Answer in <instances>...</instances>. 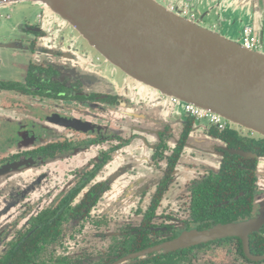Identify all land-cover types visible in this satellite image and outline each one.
<instances>
[{
    "label": "flooded vegetation",
    "instance_id": "obj_1",
    "mask_svg": "<svg viewBox=\"0 0 264 264\" xmlns=\"http://www.w3.org/2000/svg\"><path fill=\"white\" fill-rule=\"evenodd\" d=\"M190 1L166 7L171 10L188 5L192 9ZM45 21L49 30L37 29L36 41L32 40L30 47L37 61L28 64L22 83L0 80V107L14 100L16 107L22 106L26 113L21 122V118L14 123L0 119L1 129L13 131L14 137L7 139L8 145L3 148L6 152L0 156V202L4 204L0 211V264H264V253L252 251L254 236L264 240V175L258 169L264 159V137L210 111L221 118V126L209 118H196L186 109V105L193 104L176 97L154 93L156 99L151 94H141L138 84H130L128 75L103 57L72 25L49 16ZM62 28L72 34L66 45L62 42L64 36L57 47V41L52 47L44 42L49 34H56L54 29L60 34ZM79 39L82 43L76 46ZM13 47L29 50L22 42ZM102 58L124 75L118 93H112L107 82L98 77L94 66H99L93 65V59L99 62ZM19 94L28 98L47 95L61 103L50 104L49 110L30 101L23 104L17 100ZM175 107H181L185 119L171 121ZM72 120L79 125L65 124ZM44 121L54 125L53 130ZM201 122L205 123L202 132L218 142L200 141L195 125ZM126 130L156 136L140 148L151 149L144 160L159 178H152L153 173L146 179L139 175L137 182H127L117 192L106 180L103 167L113 158L112 153L129 146ZM232 135L240 139L239 143L232 140ZM27 138L32 148L20 149V143ZM207 145L215 146L210 150ZM197 147L208 151V155L220 154V161L213 168L196 161L192 166V151H198ZM227 156L238 157L236 179L241 183L250 180L248 214L222 216L213 213L215 209L206 202L202 204L203 199L196 198L198 189L210 180H224L221 172ZM69 159H75V166L67 169L62 162ZM84 159L85 165L80 163ZM56 163L59 167L54 170L59 171V177L49 175ZM19 170L32 180L26 183L11 178L3 182L11 172ZM70 175L72 178H67ZM212 187L221 195L225 193L221 186ZM40 189L45 192L39 194ZM171 189L174 193L167 198ZM241 196L243 192L213 206L224 207ZM252 220L257 226L248 234L249 252L263 259L250 258L239 236L199 244L187 241V246L174 251L147 252L174 241L184 232ZM142 233L148 236L147 241L131 250L132 238H140Z\"/></svg>",
    "mask_w": 264,
    "mask_h": 264
},
{
    "label": "water",
    "instance_id": "obj_2",
    "mask_svg": "<svg viewBox=\"0 0 264 264\" xmlns=\"http://www.w3.org/2000/svg\"><path fill=\"white\" fill-rule=\"evenodd\" d=\"M23 1L42 5L72 25L111 64L151 93L176 97L264 137L263 53L247 50L157 0H0V5ZM65 124L79 125L74 120ZM256 226L252 220L188 231L147 252L239 236L246 254L259 260L263 257L252 256L248 247V234Z\"/></svg>",
    "mask_w": 264,
    "mask_h": 264
},
{
    "label": "rangeland",
    "instance_id": "obj_3",
    "mask_svg": "<svg viewBox=\"0 0 264 264\" xmlns=\"http://www.w3.org/2000/svg\"><path fill=\"white\" fill-rule=\"evenodd\" d=\"M247 4V3H246ZM46 8L42 5H39L37 3H34L32 1H23V2H15L13 4H4L0 5V80H12L13 82H20L22 83V80L26 74L25 71L28 69V64L30 62H34L36 59L32 55L33 50L30 49L31 45L33 44L32 40L36 41V35L38 28H46L48 31L49 28L45 27L44 23L45 20L49 17H54L52 14H49ZM239 12H236L234 14V17H239ZM243 17V16H242ZM58 19V17H55ZM196 22L199 23L198 19H196ZM42 25V26H41ZM56 26V25H54ZM57 27V26H56ZM58 28V27H57ZM70 28V27H69ZM68 28V29H69ZM63 31L59 34V30H56V34L53 36L52 34H49L47 38L44 40V42H49L50 47L53 46V42H56L54 47H57L60 45V43L63 42L64 45H66L65 42H67L70 38H72V34H69L66 30L64 31V28H62ZM70 30V29H69ZM65 37L64 41L61 42V37ZM22 42L23 45L27 46L29 50H23L20 48H14V44H18ZM82 43V40L79 39L78 43L76 40V46L78 44ZM39 44H43V42L39 41ZM12 45V46H11ZM38 46V45H37ZM47 47L46 45H44ZM37 61V60H36ZM35 61V62H36ZM93 65L95 70L99 71L98 77L103 78L110 89H112V93H118L120 84L122 83L124 79V75H122V72L117 71L113 66L109 65L104 61L102 58L99 62L95 61L93 59ZM11 76V77H9ZM11 78V79H8ZM130 84H138L136 81H133L129 76H127ZM126 79V81L128 82ZM22 85V84H21ZM139 90L142 94L147 95L150 90L141 85L138 84ZM12 95L15 94V91H10ZM152 95H155L152 93ZM35 96L34 98H28L25 95L19 94L17 96V100L22 102L23 104H26L28 101L35 104H39L42 107H45L47 109H52L50 104H60L61 101L58 99H52V97L44 95H32ZM6 101V100H5ZM18 102V103H20ZM16 103L13 101L7 102V105L4 107H0V119H4L6 121H13L12 123L16 122L18 119H20V122L23 118H26L25 108L16 107ZM171 121H175L177 119L182 120L185 119V113L181 109V107H175L173 108V111L170 115ZM48 129L53 130L54 125L48 123L47 121H44ZM2 124H0V156L3 155L6 151L3 149L8 144L6 141L7 139H14L12 136V132L10 131H4L1 129ZM204 126L205 123H196L195 127L197 129L196 135L200 139V141L203 142H210L214 141V143L218 142L217 140H212L210 137H208L204 132ZM59 131L63 132L62 129L59 128ZM128 133L125 135L127 138L126 143H128L129 146H127L126 149L123 151H117L112 153V159L105 165L103 168L106 170V180H109L112 183V187H114V191L119 192L121 188L128 184L130 185V182L135 183L139 180V175H142L145 177H150L153 173L154 176H151L152 178L157 179L159 178V174L157 172L153 171V168L150 167V165L146 164L145 157H149L151 154V149L149 147L145 148L144 150L141 149V146H146L149 144L150 141H154L156 139L155 135H149L145 134L143 132H137V131H129L126 130ZM53 133V132H52ZM195 134V132L193 133ZM52 135V134H51ZM59 135V134H58ZM12 141V140H11ZM20 149H27L32 148V143L27 138V140L23 143H20ZM215 145H207V148L212 150V148ZM193 147H190V151ZM198 151H192V153L195 155V158L190 159V163H193L192 166H195V164H205L206 166L213 168V165L217 164V162L220 161V154L215 153L213 156L208 155L207 152L204 149H201L197 147ZM14 150V148H13ZM207 150V149H206ZM97 151V150H96ZM10 153V152H9ZM13 154V153H12ZM79 155V154H78ZM81 155V154H80ZM88 157V155H86ZM85 158V157H84ZM196 161V163H195ZM67 169H69L72 166H75V159H69L66 162H62ZM80 163H83V165L86 164V160L80 161ZM54 167H59V165L56 163L55 165H52V172L49 173V175H53L54 177L60 175L58 173L59 171H55ZM181 165H179V168ZM151 168V169H150ZM259 173L260 175H264V159L260 162L259 166ZM68 171V170H67ZM138 171V172H136ZM119 172V174L116 176V174ZM64 172L63 174H65ZM12 175L7 176L4 178L3 182L6 184L8 179H11L12 181H23L25 180L26 183L31 181L32 178H30L27 175L23 174L22 170L11 172ZM67 178H72V176H68ZM66 179L63 180L62 183H64ZM108 181V182H109ZM263 182V179L261 180ZM23 183V182H21ZM4 185V184H3ZM50 187V184L47 183V188ZM4 189V188H3ZM39 194H43L45 190L40 189ZM3 193L2 191L0 194ZM150 194V192H148ZM172 193H174L173 189L168 192L167 198H169ZM264 196V195H263ZM262 204L264 205V197L262 198ZM0 211L1 208L4 206L2 202H0ZM124 215H126L125 212H123Z\"/></svg>",
    "mask_w": 264,
    "mask_h": 264
},
{
    "label": "crops",
    "instance_id": "obj_4",
    "mask_svg": "<svg viewBox=\"0 0 264 264\" xmlns=\"http://www.w3.org/2000/svg\"><path fill=\"white\" fill-rule=\"evenodd\" d=\"M157 1L165 6L171 4L182 6L185 0ZM190 2L201 25L235 41H239L242 28L250 26L255 30V35L260 39L264 49V0H191ZM236 12L240 13L239 17H234ZM9 77L8 79H11ZM148 94L157 99L151 92Z\"/></svg>",
    "mask_w": 264,
    "mask_h": 264
},
{
    "label": "trees",
    "instance_id": "obj_5",
    "mask_svg": "<svg viewBox=\"0 0 264 264\" xmlns=\"http://www.w3.org/2000/svg\"><path fill=\"white\" fill-rule=\"evenodd\" d=\"M232 140L235 143H239L240 139L237 137H234L232 135ZM228 157V158H227ZM225 159V162L223 164L222 168V175L224 180H218V178H215L209 181V184L206 186H201L200 189H198L196 198L197 199H203L202 204L206 202L208 204L207 206H210L214 208V212L216 214L222 215V216H233L236 217L238 215L242 214H248L250 212V204H251V196H250V180L247 182L241 183L239 180L236 179L238 175V157L237 156H227ZM240 161V160H239ZM245 164V163H244ZM246 166V165H245ZM250 174V172H247ZM245 176L247 177L246 173ZM212 184V185H211ZM221 186V191L225 192L221 195L220 191L218 189H214L213 185ZM239 192H243V196L239 198L238 201H232L230 204L224 206V207H215L214 204H219L222 200L232 199V197L239 194ZM206 193H210L208 196ZM206 206V207H207ZM195 211L197 212V209L195 208ZM199 218H202V214H200ZM210 216H216L215 214H212ZM148 236L144 233L141 234L140 238H132L131 240V250L138 249L140 246H142V243H145L147 241ZM45 240V237L43 238ZM252 251L256 254H262L264 253V240L261 239L260 236H254L252 238Z\"/></svg>",
    "mask_w": 264,
    "mask_h": 264
},
{
    "label": "built area",
    "instance_id": "obj_6",
    "mask_svg": "<svg viewBox=\"0 0 264 264\" xmlns=\"http://www.w3.org/2000/svg\"><path fill=\"white\" fill-rule=\"evenodd\" d=\"M171 11L178 12L183 17H186L192 21H196L197 19V14L191 8H189L188 5H185L181 8L171 7ZM239 43L247 50L257 51L264 54L262 43L260 39L254 34L253 29L250 26H246L243 28ZM186 106L187 112L193 115L194 117L209 118L210 121L221 126L222 121L219 116L211 114L208 110H204L193 105Z\"/></svg>",
    "mask_w": 264,
    "mask_h": 264
}]
</instances>
